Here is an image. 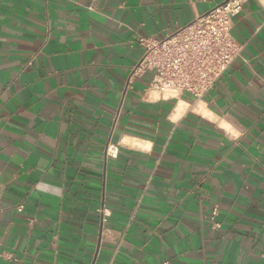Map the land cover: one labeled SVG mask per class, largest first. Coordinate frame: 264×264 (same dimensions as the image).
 <instances>
[{
  "label": "crops",
  "instance_id": "crops-1",
  "mask_svg": "<svg viewBox=\"0 0 264 264\" xmlns=\"http://www.w3.org/2000/svg\"><path fill=\"white\" fill-rule=\"evenodd\" d=\"M225 1L0 0V264H264V0L202 98L128 86Z\"/></svg>",
  "mask_w": 264,
  "mask_h": 264
},
{
  "label": "built area",
  "instance_id": "built-area-1",
  "mask_svg": "<svg viewBox=\"0 0 264 264\" xmlns=\"http://www.w3.org/2000/svg\"><path fill=\"white\" fill-rule=\"evenodd\" d=\"M247 2L227 0L163 41L141 38L139 42L145 52L132 69L128 86L150 73L148 90L162 96L186 94L200 99L213 91L243 51L233 35V23ZM118 155L119 146L109 143L107 159L115 160ZM18 210L21 212L23 207L19 206Z\"/></svg>",
  "mask_w": 264,
  "mask_h": 264
}]
</instances>
